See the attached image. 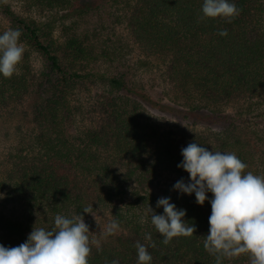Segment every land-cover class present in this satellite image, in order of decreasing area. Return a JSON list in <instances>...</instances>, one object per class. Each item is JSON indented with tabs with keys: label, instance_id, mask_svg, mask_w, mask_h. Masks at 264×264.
<instances>
[{
	"label": "trees",
	"instance_id": "trees-1",
	"mask_svg": "<svg viewBox=\"0 0 264 264\" xmlns=\"http://www.w3.org/2000/svg\"><path fill=\"white\" fill-rule=\"evenodd\" d=\"M22 1L63 18L100 9L99 0ZM234 2L240 14L228 23L201 19L203 0H126L130 36L158 61L166 83V98L156 99L128 72L93 70L101 53L83 34L62 26L60 38L51 19L22 17L0 0V14L21 30L24 48L13 76H0V111L30 99L34 128L0 177L2 238L27 240L33 227L50 230L57 214L106 208L121 230L100 239L99 252L92 243L89 264H137V241L155 243L147 249L151 264H215L203 247L210 203L199 205L194 194H178L173 185L188 182L177 165L190 142L234 152L245 171L264 175V0ZM221 29L227 37L218 35ZM97 83L106 86L104 94H93ZM160 112L173 120L161 123L167 118ZM165 171L179 179L161 184ZM161 197L186 209L184 220L196 228L191 237L162 243L147 214L149 206L163 213L156 207ZM224 264L250 261L242 255Z\"/></svg>",
	"mask_w": 264,
	"mask_h": 264
},
{
	"label": "clouds",
	"instance_id": "clouds-1",
	"mask_svg": "<svg viewBox=\"0 0 264 264\" xmlns=\"http://www.w3.org/2000/svg\"><path fill=\"white\" fill-rule=\"evenodd\" d=\"M201 13V19L221 18L230 23L240 9L234 0H203ZM21 35L20 29L11 28L0 33V76L4 78H11L23 59ZM218 35L227 37L228 32L221 29ZM181 155L183 159L177 167L187 172L189 179L178 180L173 190L181 195L194 194L199 205L206 200L211 205L209 231L203 239L205 251L214 257L215 264L242 255L248 257L250 264H264V175L245 171L247 164L234 152L210 151L197 142L183 147ZM170 201L171 197L157 200L156 207L163 208L162 214H156L150 206L147 209L151 225L165 246L174 238L191 237L196 231L193 224L184 220L186 209H178ZM83 213L93 216L91 207H85ZM119 230V222L113 219L102 229V235L106 238ZM89 233L82 214H57L50 230L33 227L19 246L0 244V264H89L92 243L98 252L102 250L98 241H90ZM145 239L151 241V235L146 234ZM155 246L137 241V264H151L147 249ZM111 264L120 262L113 259Z\"/></svg>",
	"mask_w": 264,
	"mask_h": 264
},
{
	"label": "rangeland",
	"instance_id": "rangeland-1",
	"mask_svg": "<svg viewBox=\"0 0 264 264\" xmlns=\"http://www.w3.org/2000/svg\"><path fill=\"white\" fill-rule=\"evenodd\" d=\"M5 1L22 17H35L40 20L51 19L56 27L55 34L60 38L63 35L62 26L70 27V30L78 31L86 36L94 43L102 57V60L93 65V70L106 74L128 72L154 98H166V83L161 75L158 61L147 58L144 50L130 36L126 24V15L129 11L126 0H99L100 9L78 15V12H73L74 16L66 18L60 15L61 12L48 13L35 7H29L22 0ZM8 29H10L8 20L0 14V31ZM103 51L104 53H102ZM31 62L35 67H39L40 58L37 54H31ZM105 88L106 86L97 83L92 86V92L101 95L105 93ZM87 109L85 112L88 111ZM29 112L30 99L23 104L6 107L0 111V177L10 165L9 156L14 155L17 149H23L24 146H19V140L26 139L27 141L33 135L34 128L30 122ZM159 115L161 118H167L163 121L159 119L163 124L166 123L164 120H173L167 112H160ZM178 177L165 171L159 177V182L161 184L171 183L173 180H178ZM12 208L17 210V214L22 215L23 211L19 205H13ZM92 214L94 217L91 214H83V218L89 226V238L95 242L103 239L102 229L112 218L106 208L92 209ZM25 241L21 238L6 240L0 236V244L5 247H16Z\"/></svg>",
	"mask_w": 264,
	"mask_h": 264
}]
</instances>
